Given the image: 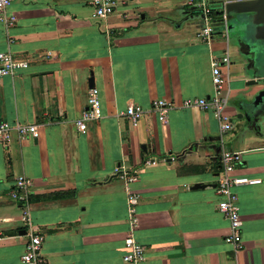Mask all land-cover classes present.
I'll return each mask as SVG.
<instances>
[{"label":"crops","instance_id":"0c3cea01","mask_svg":"<svg viewBox=\"0 0 264 264\" xmlns=\"http://www.w3.org/2000/svg\"><path fill=\"white\" fill-rule=\"evenodd\" d=\"M186 1L119 0L102 18L88 0L6 8L15 22L0 21V52L26 67L0 78V112L35 123L39 135L0 143V264H19L30 230L42 236L43 264H124L127 193L136 195L132 236L144 247L137 264H264V108L245 119L234 103L262 83L234 38L214 30L208 43L198 37L201 17ZM225 1L210 0L211 8ZM223 55V111L244 126L219 133L211 112L182 101L211 95L210 59ZM89 77L101 117L78 130ZM153 99L172 105L164 122L149 109ZM127 104L144 110L135 127L118 115ZM225 149L242 151L230 175L260 180L233 187L237 248L223 241L228 221L216 208ZM116 166L136 179L115 176ZM20 175L32 181L29 225L9 195Z\"/></svg>","mask_w":264,"mask_h":264},{"label":"built area","instance_id":"2783aa9c","mask_svg":"<svg viewBox=\"0 0 264 264\" xmlns=\"http://www.w3.org/2000/svg\"><path fill=\"white\" fill-rule=\"evenodd\" d=\"M12 0H0V21L5 26H12L15 22V16L7 13L6 8ZM188 5L194 9H199L201 16V26L198 30V37L208 43L213 33L212 23L214 21L210 0H187ZM119 0H88V4L92 7V17L102 18L115 11ZM226 63L227 57L220 58L211 57L210 59V80L213 86V92L208 97L188 98L182 101L184 107H198L201 110L211 112L216 119L219 133L226 132L231 129V122L223 111L224 98L221 93L224 81L219 70V63ZM26 67L25 60H17L12 57L10 52H0V78L6 75H12L17 69ZM171 103L164 99H153L150 102V111L156 113L159 121H165V113L171 108ZM144 110L139 105L127 104L125 108L119 112V116L127 120L131 127H135L142 118ZM101 117L99 106L98 90L95 87H89L86 93V102L84 108L80 111L79 116L74 123L78 130H84L89 121L96 120ZM15 134L19 139H36L39 135V128L35 123H19L16 120L7 121L0 112V143H6L10 136ZM241 150H223L219 155L220 171L215 184V191L220 196L217 202V210L228 221V234L223 237L225 243L232 244L237 248L240 244V217L237 207V196L233 191V187L240 184H255L260 180L258 178H249L245 176L230 175L234 165L241 160ZM173 157H170L172 160ZM113 174L120 179L128 182L136 179V175L126 172L124 167L116 166ZM31 179L22 175L15 177L13 180L9 195L20 202L22 219L25 224L29 225L27 219V198ZM127 212H128V232L123 240L124 253L122 261L124 264H137L144 254V247L132 236V230L136 223L134 215V204L136 195L127 193ZM42 236L36 232L28 233V240L24 244L22 254L19 256V264H43V258L39 252Z\"/></svg>","mask_w":264,"mask_h":264},{"label":"water","instance_id":"95a60500","mask_svg":"<svg viewBox=\"0 0 264 264\" xmlns=\"http://www.w3.org/2000/svg\"><path fill=\"white\" fill-rule=\"evenodd\" d=\"M194 11L200 13L199 9ZM215 14V22L221 28L219 32L235 39L239 48L247 55V67L262 83V87L250 100L238 99L234 102L247 119L252 112L264 108V0H226ZM87 84L92 86L91 77ZM198 187L202 185L195 183L191 186Z\"/></svg>","mask_w":264,"mask_h":264},{"label":"trees","instance_id":"16d2710c","mask_svg":"<svg viewBox=\"0 0 264 264\" xmlns=\"http://www.w3.org/2000/svg\"><path fill=\"white\" fill-rule=\"evenodd\" d=\"M212 14H213V19H214V21L212 23L213 30H214V33H217V32H219V30H221V28L219 27L218 23L215 22V19L217 18V15L215 14L214 10H212Z\"/></svg>","mask_w":264,"mask_h":264},{"label":"rangeland","instance_id":"374dc122","mask_svg":"<svg viewBox=\"0 0 264 264\" xmlns=\"http://www.w3.org/2000/svg\"><path fill=\"white\" fill-rule=\"evenodd\" d=\"M242 124H243L242 121H240V120L238 121V120H235V119H233V124L231 123L233 130L240 129V127L244 126Z\"/></svg>","mask_w":264,"mask_h":264}]
</instances>
